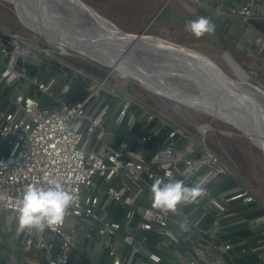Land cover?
Returning <instances> with one entry per match:
<instances>
[{
	"label": "built area",
	"instance_id": "1",
	"mask_svg": "<svg viewBox=\"0 0 264 264\" xmlns=\"http://www.w3.org/2000/svg\"><path fill=\"white\" fill-rule=\"evenodd\" d=\"M187 1L201 8L212 2ZM213 9L216 15L257 25L251 40L254 48L245 50L252 58L264 54V7L257 10L252 0L232 6L220 0ZM33 53L68 66L57 55L69 52L35 48L19 34L0 26V61L7 71L16 77L33 76L28 80V91L35 87L44 98L56 102L48 108L28 92L14 89L0 108V264H69L71 257L73 264L80 263L81 253L71 252L77 229L70 227L66 234L62 230L66 220L80 225L84 240L94 242L98 252L104 251L110 264H130L135 255L143 258L141 264H164V249L179 245L191 231L197 233L196 245L187 240L186 260L171 264L249 263L243 248L248 243L226 238L237 225H247L243 214L230 205L261 209V224L264 205L249 184L206 147L207 125L197 128L201 138L194 139L126 89L111 86L108 80L114 72H107L102 80L74 72V77L90 81L89 94L82 102L67 107L58 97L67 93L69 84L55 90L58 79H41L46 70L35 78L38 62L31 58ZM5 86L0 76V95ZM102 92L112 99L107 100ZM130 118L134 124L127 146L122 137ZM221 175L233 182L232 190L218 191L215 182ZM157 178L165 182L183 180L186 186L204 180L208 194L196 204H180L176 213L164 215L151 207L150 186ZM50 179L59 181L73 195L64 223L43 233L20 231L14 211L17 199L30 185L48 187ZM117 211H121L118 222L111 215ZM205 219L209 221L206 227ZM182 222L188 223V231L180 229ZM115 238L125 245L122 256ZM98 256L88 255L87 264H98ZM257 264H264V255H258Z\"/></svg>",
	"mask_w": 264,
	"mask_h": 264
},
{
	"label": "rangeland",
	"instance_id": "2",
	"mask_svg": "<svg viewBox=\"0 0 264 264\" xmlns=\"http://www.w3.org/2000/svg\"><path fill=\"white\" fill-rule=\"evenodd\" d=\"M93 8L96 6L97 12L110 20L114 25H116L120 30L126 32H140L136 30V26H143L144 19L146 17L144 9H142V0H86ZM165 1V0H164ZM6 3L4 0H0V4L4 5ZM94 5V6H93ZM100 11V12H99ZM18 12V11H17ZM19 20L26 26L23 27L13 12L11 7L8 5L7 11H0V26L9 29L12 32H15L28 40V43L35 47L41 48L43 46L51 49H54L55 44L49 42L44 37H42L31 25L27 19L26 13L18 12ZM104 14H109L112 18L106 17ZM196 20L193 17H190V21ZM139 23V24H138ZM63 28L71 29L70 26L61 24ZM143 29V28H142ZM141 29V30H142ZM75 34V32H73ZM147 34H152L148 29L146 30ZM176 37L178 34H174ZM235 41L238 43L241 38V34H236ZM162 37V36H159ZM178 37V36H177ZM164 38V37H162ZM167 39V38H165ZM169 40V39H168ZM213 43H191L182 44L188 47H191L201 53L205 54L212 61H214L218 66H220L225 72L231 76L239 74V70L235 64L231 61L232 57L228 52L222 50L217 45L216 39H211ZM173 41V40H170ZM174 42V41H173ZM177 43V42H176ZM215 43V44H214ZM52 46H49V45ZM181 44V43H179ZM240 45V44H239ZM57 46V45H55ZM59 46V45H58ZM64 50V47L59 46ZM244 49V47H243ZM59 51V50H57ZM69 55L61 56L57 55L58 60H62L63 64L67 62L63 58H71L75 61H81L85 63H90L95 66L103 67L96 64L93 61L82 58L76 52L71 50ZM246 51V50H245ZM140 58L147 60L149 62L161 61L160 57H155L152 55L139 54ZM229 56V57H228ZM147 58V59H146ZM231 58V59H230ZM66 62V63H65ZM248 68L257 75V77L251 81V78L247 76L246 81L254 83L256 86L262 88L264 91V54L259 55L256 58L250 57V60L245 62ZM107 70V67H103ZM49 69H47L41 79L46 78L49 75ZM247 75L246 73L242 72ZM239 78V77H238ZM168 83L177 87L179 90L193 95H199L200 92L198 88L190 81L177 79V78H168L166 79ZM238 80V79H237ZM240 80V79H239ZM132 79L125 77L124 75L115 72L114 75L108 80V83L118 89H126L128 83L130 84L129 92L134 97L138 98L146 105L152 107L158 113L162 114L164 117L169 119L174 125H178L180 128L184 129L190 133L194 139H200V133L197 131L199 126L207 125L210 130H208V135L205 138L206 147L217 155V158L220 159L227 167L234 170L235 174L244 179L252 190L258 196V199L264 205V159L262 157L261 150L253 145L247 138L242 136L237 132L233 126L225 124L224 122L206 114L200 110H197L192 107H188L186 104H181L168 100L164 97L157 96L143 90L138 84L135 83ZM141 85V84H140ZM144 87L143 85H141ZM250 90H253L247 87ZM147 89V88H146ZM24 93L28 92V80H24L22 87ZM264 102V100H262ZM254 210H257L256 208ZM66 220L65 222H67ZM70 227L76 228V225L71 226L65 223L63 227L64 232H68Z\"/></svg>",
	"mask_w": 264,
	"mask_h": 264
},
{
	"label": "bare ground",
	"instance_id": "3",
	"mask_svg": "<svg viewBox=\"0 0 264 264\" xmlns=\"http://www.w3.org/2000/svg\"><path fill=\"white\" fill-rule=\"evenodd\" d=\"M26 16L32 27L46 40L57 45L56 47L62 54L69 52L67 50L76 52L82 58L105 65L129 79L139 82L161 97L186 104L242 130L243 135L251 139L252 144L259 147L264 155L262 138L264 91L258 86H256L258 90L248 89L245 85L246 76L238 67L239 74L236 76L239 77L240 83L233 84L227 79H217V89L225 92L228 101L225 103L217 101L216 104L211 94L204 93V96L190 97L166 80L177 78L196 83L194 80L196 81L198 78L191 72L195 68L193 61H202L209 71H213L211 64L193 52L188 53L180 47L150 37L135 38L133 35H123L113 28H107L109 33L98 37L83 31L73 35L58 27L55 20L50 17L46 19L38 14V23L30 19L27 14ZM70 25L79 28L75 24ZM139 54L160 57L161 61L149 62L140 58ZM149 63L156 67L150 66ZM217 73L221 75L219 72Z\"/></svg>",
	"mask_w": 264,
	"mask_h": 264
},
{
	"label": "trees",
	"instance_id": "4",
	"mask_svg": "<svg viewBox=\"0 0 264 264\" xmlns=\"http://www.w3.org/2000/svg\"><path fill=\"white\" fill-rule=\"evenodd\" d=\"M163 3L164 0H142V9H144L146 17L144 19L143 26H136L137 31H141V29L144 28L154 18L150 23L148 30L154 35L162 36L169 40H173L174 42L181 44H187L188 42L213 43L210 38H214L217 40L218 47L228 52L232 59L239 65L243 72L246 73L249 78H251V81L253 82L257 75L253 73L245 63L246 60H250V56L242 46L239 47L233 41L230 35L231 28L229 22L222 20L221 17H218L217 15L205 13L200 9L201 7L197 6L195 8L196 13L194 14V16H192L193 19H198L200 16H205L210 18L216 26V30L213 35H205L204 37L197 39L185 30L186 25L190 21V16L185 17L175 15L169 6H165L159 12V14L156 15ZM94 8L97 10L96 6H94ZM7 9V4H0V11H7ZM104 15L110 19L112 18L109 14ZM174 34H178V37H173L175 36ZM63 60L67 62L65 63L68 65L66 67H69L68 70H50L48 76H52L58 79V86L55 88V90H57L62 84H69V90L67 91V93L64 95H60L58 98L60 102H63L67 107H72L86 99L89 94L90 88V81L85 80L80 76L74 77V72H81L87 77H93L102 80L106 76L107 70L103 67L95 66L93 64L81 61H75L71 58H63ZM30 73H33V71H30ZM130 87L131 86L128 83L126 87L127 91H129ZM14 93V89L8 86H5L2 89L0 95V108L5 105L6 98ZM28 94L29 96L38 99L42 105L48 108H52L56 105V102H54L53 100L44 98L41 93L36 90L35 87L29 88ZM101 95L104 96L107 100L112 99L109 95L103 92L101 93ZM113 117L114 114L111 118ZM153 123H156V121H154ZM215 184H217L219 192L225 193L228 190L233 189V182L224 175L218 176ZM230 207H232L234 211L235 209H238L237 211L240 214H243L247 220H251V223H247V225H244L242 223L237 225L236 230H229L226 238L230 239V241L232 242H240L242 240H245L248 245L243 246V248L246 251L244 256H247V258L249 259L248 264H257L258 255H264V234H262V232L264 231V224H261L259 221H254L262 214V210H254V205L236 206L235 204H232L230 205ZM111 209L112 207L109 208V210ZM233 210H228L227 213H231ZM111 215L112 220L116 222L121 221V211H117L116 213H112ZM65 223H67V225L69 226L73 224L76 225V223L71 220H68ZM250 249H254L256 250V252L252 253ZM238 258L242 260V256Z\"/></svg>",
	"mask_w": 264,
	"mask_h": 264
},
{
	"label": "water",
	"instance_id": "5",
	"mask_svg": "<svg viewBox=\"0 0 264 264\" xmlns=\"http://www.w3.org/2000/svg\"><path fill=\"white\" fill-rule=\"evenodd\" d=\"M6 3H8L9 7H11V11L13 12L14 16L18 20V22L26 28V26L19 20V14L18 12L26 13L30 19L35 20L36 22L39 23V20L37 18L38 14L39 16H43V18H52V20H55L56 24L58 27L68 31L69 33L76 35L77 32L83 31V32H88L92 36L98 37L99 35L102 34H108V29L107 28H113L115 29L118 33L123 34V35H133L135 38H140V37H150L153 39L160 40L162 42L169 43L170 45L180 47L184 49L186 52H193L196 54L199 58L205 60L208 64H211L213 66V71H209L207 66H204L202 61H193L194 62V69L191 70L192 73L196 75L198 80H194L193 83L199 90L200 94L199 95H193V94H187L186 95L190 97H198V96H204L205 94H211L213 96V101H216L215 103L217 104V101L224 102L228 101L226 98L225 92L220 91L217 89V82L219 78L225 80L227 79L231 83H240V80L237 76H231L225 70H223L220 66H218L214 61H212L209 57H207L205 54L201 53L200 51H197L191 47L170 41L168 39L159 37L157 35H152V34H147L145 33L146 30L148 29L150 23L152 22V19L140 32L134 33V32H126L120 30L116 25H114L110 20L99 14L86 0H4ZM165 5V3H164ZM164 5L160 8L158 13L163 9ZM18 11V12H17ZM155 15V16H156ZM154 16V17H155ZM61 24H65L66 26H70L71 29H66L63 28ZM70 24H75L79 28H75L71 26ZM38 25V24H37ZM39 27L43 30L42 26L39 24ZM27 29V28H26ZM75 32V34L73 33ZM6 39V38H5ZM5 39L2 41L3 44H5ZM49 45V44H47ZM52 46V45H49ZM56 50L59 48L56 46H52ZM148 55V54H146ZM31 58L36 60L38 62L37 66V71L34 75L35 78L40 77L41 73L44 72L45 70H55V71H60V70H68V67L62 66L59 62L55 60H45L43 58H39L35 53L32 54ZM232 62L235 64L238 69L243 72V70L239 67V65L232 59ZM96 63V62H95ZM98 64V63H96ZM103 67H107L105 65L98 64ZM150 66L156 67V65L149 63ZM210 68V67H209ZM218 70V71H217ZM117 72L116 70H113L109 67H107V72ZM219 72L221 75H218ZM0 76L3 78L4 82L6 85L12 89H15L17 91H21L24 80H31L33 76L26 74L25 76H13L11 75L4 63L0 61ZM247 78V75H245ZM245 78V77H244ZM245 78V79H246ZM137 83V82H135ZM138 84V83H137ZM143 90L157 96L154 91H150L146 89L145 87H142L140 84H138ZM245 85L251 89H257L256 85L252 82L245 81ZM258 90V89H257ZM181 91V90H180ZM183 92V91H182ZM160 96V95H158ZM116 103L113 104L112 108L109 110L108 115L111 116L113 109L115 107ZM189 107V106H188ZM215 118V117H214ZM217 119V118H216ZM219 120V119H218ZM221 121V120H220ZM223 122V121H222ZM225 123V122H224ZM134 124V119L130 118L127 122L126 127L124 128L123 131V137L122 141L129 146L131 144L130 139L128 138L129 133L132 129V126ZM227 124V123H225ZM237 132L243 135L242 130L235 129ZM264 130V128H263ZM247 138L251 143V139ZM262 138L264 141V131L262 134ZM256 146V145H255ZM257 147V146H256ZM259 148V147H258ZM260 149V148H259ZM261 150V149H260ZM262 152V151H261ZM262 157L264 159V155L262 153Z\"/></svg>",
	"mask_w": 264,
	"mask_h": 264
},
{
	"label": "clouds",
	"instance_id": "6",
	"mask_svg": "<svg viewBox=\"0 0 264 264\" xmlns=\"http://www.w3.org/2000/svg\"><path fill=\"white\" fill-rule=\"evenodd\" d=\"M185 30L197 39L205 35H213L215 24L210 18L200 16L189 21ZM48 187L30 185L17 199L14 211L17 213L18 229L20 231L35 230L43 233L46 228L54 229L64 223L69 208L73 204V195L66 191L59 181L50 179ZM207 181L201 180L194 186H186L183 180L165 182L157 178L150 186L151 207L161 214L176 213L180 204H196L207 196L203 185ZM182 231H188L187 222L179 225Z\"/></svg>",
	"mask_w": 264,
	"mask_h": 264
},
{
	"label": "crops",
	"instance_id": "7",
	"mask_svg": "<svg viewBox=\"0 0 264 264\" xmlns=\"http://www.w3.org/2000/svg\"><path fill=\"white\" fill-rule=\"evenodd\" d=\"M220 0H212L211 5L209 6H204L203 8H200L203 12L208 13V14H212V15H216L214 13V5H216ZM226 6H232L234 4H242L244 3L245 0H221ZM253 1V5L256 6L259 10V8L261 9L262 7H264V0H252ZM165 3V5H164ZM164 3L162 4V6H169L171 8V10L173 11V13L175 15H179V16H194V14L196 13V7L197 5L190 3L187 0H165ZM161 6V7H162ZM163 7V8H164ZM221 17L222 20L229 22L230 23V35L233 39V41L235 42L236 45H238L239 47H244V49H249L250 51L253 50L254 48V44L252 43V35L256 34L258 28L257 25L252 24L250 22H243L239 19L236 18H227L225 16H219ZM240 33L241 34V38L240 41H238V43L235 41V36H238L236 34ZM159 36V35H157ZM252 44H251V43ZM240 44V45H239ZM247 52V51H246ZM244 216V215H243ZM244 219L246 220V223H251V220H247L246 217L244 216ZM259 217L255 219L254 222H258ZM204 226H208L209 225V221L208 219H205L203 221ZM238 224V222L236 223ZM77 229V235L75 237L74 243L75 246L71 248V252H79L81 253V255L83 256L82 261L80 263L77 264H87V261L89 260L88 255H99V261L98 264H110L109 260H107L106 255L104 257L105 252H98L94 242H87L84 240L83 236V230L82 228H80V225L76 224V228ZM66 234H69V229L68 232H65ZM197 233L196 232H189L187 233L183 238H181V242L179 245L173 247V248H165V262L164 264H171L173 263H178L181 261H185L187 258V249L185 246V242H193L192 244H195V238H196ZM115 242L117 244V249L118 252L120 254V256L123 255L124 251H125V245L124 243L119 239V238H115ZM186 242V243H187ZM196 245V244H195ZM163 251V249H162ZM176 261V262H175ZM143 258L135 255L132 258V261L130 264H141L143 263ZM69 264H73L72 261V257L69 260Z\"/></svg>",
	"mask_w": 264,
	"mask_h": 264
}]
</instances>
